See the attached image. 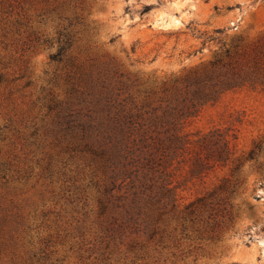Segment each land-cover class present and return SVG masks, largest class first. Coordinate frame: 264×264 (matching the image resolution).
<instances>
[{"label": "rangeland", "instance_id": "374dc122", "mask_svg": "<svg viewBox=\"0 0 264 264\" xmlns=\"http://www.w3.org/2000/svg\"><path fill=\"white\" fill-rule=\"evenodd\" d=\"M0 264H264V0H0Z\"/></svg>", "mask_w": 264, "mask_h": 264}]
</instances>
